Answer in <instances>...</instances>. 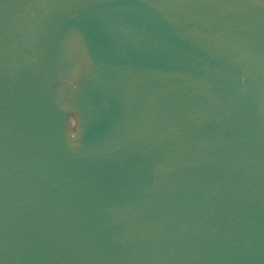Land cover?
<instances>
[{
  "label": "water",
  "instance_id": "1",
  "mask_svg": "<svg viewBox=\"0 0 264 264\" xmlns=\"http://www.w3.org/2000/svg\"><path fill=\"white\" fill-rule=\"evenodd\" d=\"M0 264H264V0H0Z\"/></svg>",
  "mask_w": 264,
  "mask_h": 264
}]
</instances>
